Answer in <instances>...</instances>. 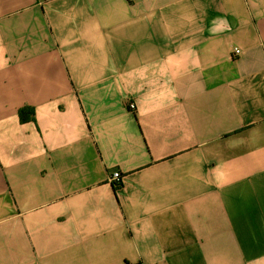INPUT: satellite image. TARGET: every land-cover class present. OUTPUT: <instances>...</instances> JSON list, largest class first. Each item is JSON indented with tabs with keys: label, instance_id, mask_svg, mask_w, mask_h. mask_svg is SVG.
Returning <instances> with one entry per match:
<instances>
[{
	"label": "crops",
	"instance_id": "obj_1",
	"mask_svg": "<svg viewBox=\"0 0 264 264\" xmlns=\"http://www.w3.org/2000/svg\"><path fill=\"white\" fill-rule=\"evenodd\" d=\"M0 264H264V0H0Z\"/></svg>",
	"mask_w": 264,
	"mask_h": 264
},
{
	"label": "built area",
	"instance_id": "obj_2",
	"mask_svg": "<svg viewBox=\"0 0 264 264\" xmlns=\"http://www.w3.org/2000/svg\"><path fill=\"white\" fill-rule=\"evenodd\" d=\"M240 50L236 49L235 50V54L238 55L240 54ZM132 108L135 109V105H132ZM111 182L115 183L116 185L121 184L122 183V175L120 172L116 171L112 174L111 176Z\"/></svg>",
	"mask_w": 264,
	"mask_h": 264
}]
</instances>
